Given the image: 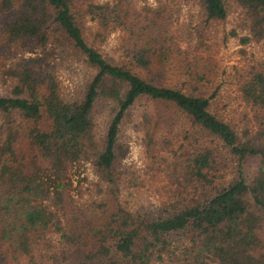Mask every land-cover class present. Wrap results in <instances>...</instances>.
I'll use <instances>...</instances> for the list:
<instances>
[{
    "label": "trees",
    "instance_id": "16d2710c",
    "mask_svg": "<svg viewBox=\"0 0 264 264\" xmlns=\"http://www.w3.org/2000/svg\"><path fill=\"white\" fill-rule=\"evenodd\" d=\"M190 1L143 0L139 10L134 0H0L1 262L264 264V59L237 71V116L212 111L219 88L209 95L208 67L171 30ZM196 3L207 24L227 21L234 5L239 29L229 36L240 52L264 47V0ZM112 34L120 45L105 53ZM70 47L86 67L75 93L58 72ZM173 67L186 82L157 83ZM143 101L187 125L162 144L173 198L151 208L123 200L128 129L161 145L146 110L132 123ZM87 165L106 207L90 215L75 211L72 194Z\"/></svg>",
    "mask_w": 264,
    "mask_h": 264
},
{
    "label": "rangeland",
    "instance_id": "374dc122",
    "mask_svg": "<svg viewBox=\"0 0 264 264\" xmlns=\"http://www.w3.org/2000/svg\"><path fill=\"white\" fill-rule=\"evenodd\" d=\"M106 0H81V3H103ZM137 8L142 9L143 0H134ZM153 8H157L158 4L154 0H147ZM239 10L232 5L230 15L225 22L221 23H205L199 13L196 0H191L186 4L178 18L171 26L172 32L177 36L183 45L190 51L189 56L198 55L202 57V64H205L207 73L211 76L212 84H209V95L219 88V95L215 99V104L212 111L221 115V117L237 116L242 110V105L237 93L238 87V69H241L244 64L251 59H264V47L250 45L245 48V54L241 53V46L237 38L229 36L232 30L239 29L238 27ZM92 27V23H88ZM168 25V24H167ZM96 28L93 27V30ZM240 32V31H239ZM191 41V44L187 43ZM186 43V44H185ZM99 45V44H98ZM120 39L118 34H112L108 40L100 45L105 53H113L118 50ZM67 59L58 62V72L63 81L67 93H75L79 91L84 82L86 67L84 63L73 55L71 47L68 49ZM65 58V55H63ZM182 71L177 67L164 72V76L157 78V83L163 85L182 86L186 82V76H183ZM1 87V85H0ZM147 111L152 123V131L156 133L161 145L158 148L148 146L145 141L144 133H136L129 128L126 141H129V153L122 162V170L126 173L122 177L127 186L132 184L125 191V203L139 207L143 205L146 208L161 205L163 202L173 198L174 192L170 188L168 176V147L162 145L163 141L171 139L173 143L176 141L177 134L181 132V126L187 127L183 118L175 116L172 110L164 105L155 106L152 103L141 102L137 111H135L132 123H140L142 111ZM104 114L98 115L99 123L97 131L99 136L103 135L106 120ZM239 115V114H238ZM150 123V124H151ZM166 143V142H165ZM174 149H178V145L174 144ZM79 173L81 175H79ZM87 177L88 181L81 180V177ZM81 178V179H79ZM74 190L72 194L75 200V211L84 212L88 215L95 213L101 207L102 194H98L93 186L96 182L94 173L89 165L82 167L75 175ZM126 187V184H125ZM112 209L115 208V200L112 197ZM109 210V209H108ZM107 210V213H108ZM1 255V253H0ZM5 259V258H4ZM1 260V256H0ZM0 264H19L18 262L8 258Z\"/></svg>",
    "mask_w": 264,
    "mask_h": 264
}]
</instances>
